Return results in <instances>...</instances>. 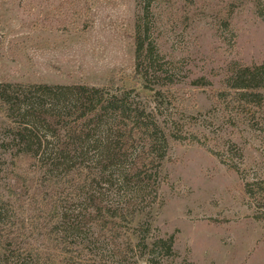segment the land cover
<instances>
[{
	"label": "rangeland",
	"instance_id": "1",
	"mask_svg": "<svg viewBox=\"0 0 264 264\" xmlns=\"http://www.w3.org/2000/svg\"><path fill=\"white\" fill-rule=\"evenodd\" d=\"M150 1L147 10V0H0V82L126 89L159 109L168 155L145 193L154 202L133 199V230L116 241L92 233L100 240L84 264H264V218L245 192L247 181L264 180V87L250 96L227 85L232 68L264 64V0L259 11L252 0ZM139 16L172 76L153 90L134 78ZM8 159L0 146V191L12 177ZM107 197L130 204L120 187ZM158 238L172 240L168 257L152 249Z\"/></svg>",
	"mask_w": 264,
	"mask_h": 264
},
{
	"label": "trees",
	"instance_id": "2",
	"mask_svg": "<svg viewBox=\"0 0 264 264\" xmlns=\"http://www.w3.org/2000/svg\"><path fill=\"white\" fill-rule=\"evenodd\" d=\"M252 2L261 10L260 0ZM86 15L83 31L93 22ZM152 34L139 16L134 78L150 90L152 82L172 77ZM227 85L240 95L260 96L247 90L264 87V64L232 68ZM129 93L83 83L0 82V146L12 174L7 190L0 191V264H84L100 240L91 239L92 233L114 242L133 230L139 208L132 201L154 202L145 193L157 183L169 135L159 109L130 100ZM118 187L130 204L107 197ZM245 192L264 218V180L247 181ZM167 241L152 242L162 258L173 249Z\"/></svg>",
	"mask_w": 264,
	"mask_h": 264
}]
</instances>
